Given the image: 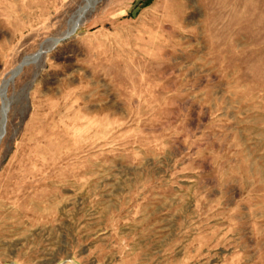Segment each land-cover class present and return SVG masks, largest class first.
Instances as JSON below:
<instances>
[{"label": "rangeland", "instance_id": "obj_1", "mask_svg": "<svg viewBox=\"0 0 264 264\" xmlns=\"http://www.w3.org/2000/svg\"><path fill=\"white\" fill-rule=\"evenodd\" d=\"M85 3L0 0V264H264V0Z\"/></svg>", "mask_w": 264, "mask_h": 264}, {"label": "water", "instance_id": "obj_2", "mask_svg": "<svg viewBox=\"0 0 264 264\" xmlns=\"http://www.w3.org/2000/svg\"><path fill=\"white\" fill-rule=\"evenodd\" d=\"M78 26V22L76 23V25L69 31L66 32V34L62 37V38H55L53 39V44H56L57 42L61 41L63 38L65 37H68L69 35H71L74 30L77 28ZM49 50V49H48ZM46 50V51H48ZM44 51H42L41 49L39 51H37L35 54L31 55V56H28L27 57V60H23L13 71V73L10 75L8 81L6 82L8 84V82L12 81L13 78L20 72L21 68L23 65L25 64H28L32 61H35L36 59L39 58L40 54L43 53ZM7 84L4 85V87L2 88V93L1 95L5 96V91H6V86ZM1 91V89H0ZM8 108H9V102L7 100V102L5 104L2 103L1 107H0V112H1V115H0V139L2 138V136L4 135L5 133V123H6V115H7V111H8Z\"/></svg>", "mask_w": 264, "mask_h": 264}, {"label": "crops", "instance_id": "obj_3", "mask_svg": "<svg viewBox=\"0 0 264 264\" xmlns=\"http://www.w3.org/2000/svg\"><path fill=\"white\" fill-rule=\"evenodd\" d=\"M25 4L26 0H9L8 8L14 10L9 11V13L15 15H27L28 13L25 11Z\"/></svg>", "mask_w": 264, "mask_h": 264}, {"label": "bare ground", "instance_id": "obj_4", "mask_svg": "<svg viewBox=\"0 0 264 264\" xmlns=\"http://www.w3.org/2000/svg\"><path fill=\"white\" fill-rule=\"evenodd\" d=\"M94 0H86V3L84 4V6H82L79 10H78V12H77V14H76V16H75V19H73V27L76 25V23L77 22H79V20H80V18L81 17H83V15H84V13L86 12V10L88 9V7L91 5V3L93 2ZM94 4V3H93ZM88 12V11H87ZM49 49V48H48ZM47 49V50H48ZM41 50L43 51V49L41 48ZM46 51V50H45ZM26 59V58H25ZM24 59V60H25ZM27 60V59H26ZM11 82V81H10ZM10 82H8V84L10 83ZM5 84H7V83H5ZM7 84V85H8ZM4 86H2V88H3ZM1 88V93H2V89ZM2 97V103L3 104H5L6 102H7V99H6V97L5 96H1ZM0 115H1V112H0Z\"/></svg>", "mask_w": 264, "mask_h": 264}]
</instances>
